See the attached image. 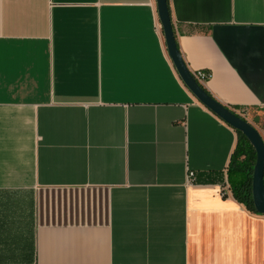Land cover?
<instances>
[{
  "label": "crops",
  "instance_id": "1",
  "mask_svg": "<svg viewBox=\"0 0 264 264\" xmlns=\"http://www.w3.org/2000/svg\"><path fill=\"white\" fill-rule=\"evenodd\" d=\"M168 5L189 70L264 128V0ZM157 24L156 0H0V264H264V216L222 196L237 132Z\"/></svg>",
  "mask_w": 264,
  "mask_h": 264
},
{
  "label": "water",
  "instance_id": "2",
  "mask_svg": "<svg viewBox=\"0 0 264 264\" xmlns=\"http://www.w3.org/2000/svg\"><path fill=\"white\" fill-rule=\"evenodd\" d=\"M168 55L185 87L194 98L235 131L247 138L256 153L252 177L253 204L257 214L264 216V139L251 123L218 102L195 80L178 48L168 0H156Z\"/></svg>",
  "mask_w": 264,
  "mask_h": 264
},
{
  "label": "trees",
  "instance_id": "3",
  "mask_svg": "<svg viewBox=\"0 0 264 264\" xmlns=\"http://www.w3.org/2000/svg\"><path fill=\"white\" fill-rule=\"evenodd\" d=\"M205 91L208 93L206 89ZM237 135L238 141L226 171L227 182L222 187V196L224 198L228 196L225 191V188L228 186L230 195L237 202L243 204L248 211L256 213L252 195V177L256 162V153L245 136L239 132H237ZM236 173H239L242 177L238 186L233 182Z\"/></svg>",
  "mask_w": 264,
  "mask_h": 264
},
{
  "label": "built area",
  "instance_id": "4",
  "mask_svg": "<svg viewBox=\"0 0 264 264\" xmlns=\"http://www.w3.org/2000/svg\"><path fill=\"white\" fill-rule=\"evenodd\" d=\"M160 24H157V26ZM193 77L195 78V80L201 85L203 86V84L209 79L210 75L208 72L206 71H195L192 72ZM229 110H231L232 112H234L235 114L239 115L240 117H242L243 119H245L247 121V116H246V112L244 110H237L235 108H229L227 107ZM189 179L190 180H194L195 179V173L194 172H190L189 173ZM226 193L230 195V190L229 187L227 186L225 188Z\"/></svg>",
  "mask_w": 264,
  "mask_h": 264
},
{
  "label": "rangeland",
  "instance_id": "5",
  "mask_svg": "<svg viewBox=\"0 0 264 264\" xmlns=\"http://www.w3.org/2000/svg\"><path fill=\"white\" fill-rule=\"evenodd\" d=\"M259 129H258V131L260 132V134L262 135V137H264V128L263 127H258ZM241 175L239 174V173H236L235 175H234V178H233V182H234V184L235 185H239V183H240V180H241Z\"/></svg>",
  "mask_w": 264,
  "mask_h": 264
}]
</instances>
